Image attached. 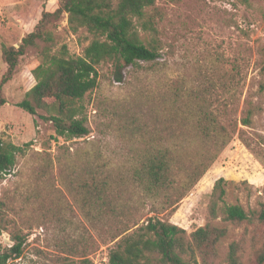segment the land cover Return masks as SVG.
<instances>
[{"label":"rangeland","instance_id":"374dc122","mask_svg":"<svg viewBox=\"0 0 264 264\" xmlns=\"http://www.w3.org/2000/svg\"><path fill=\"white\" fill-rule=\"evenodd\" d=\"M36 1L0 0V81L8 68L2 46L18 47L32 25L19 14ZM148 13L157 27L159 57L125 67L121 80L110 60L97 65V84L84 97L86 136L54 138L52 121L41 117L44 110L30 114L17 105L36 83L32 71L41 61V39L26 48L3 84L0 139L22 148L13 168L0 178V251L12 245V232L24 238L21 256L7 264H80L83 259L108 264L109 235L125 223L134 228L150 217L178 225L189 237L209 221V198L220 177L227 181V202L246 210L264 202V0H155ZM46 29L54 38L53 50L65 44L72 55H81L93 38L85 28L71 30L66 13ZM177 86L210 88L211 108L231 128L237 124V130L178 201L179 191L167 198L151 197L124 181L121 197L131 203L130 214L108 229L110 221L98 206L101 199L89 195L83 184L92 171L103 178L108 166L124 172L125 154L141 146L131 127L141 124L149 130L168 118L169 101L161 94ZM246 99L261 106L250 126L239 122ZM177 132L193 139L180 157L201 151L192 128ZM222 225L227 234L197 264H229L232 242L237 243L238 264H258L264 225Z\"/></svg>","mask_w":264,"mask_h":264},{"label":"trees","instance_id":"16d2710c","mask_svg":"<svg viewBox=\"0 0 264 264\" xmlns=\"http://www.w3.org/2000/svg\"><path fill=\"white\" fill-rule=\"evenodd\" d=\"M154 3L155 0H117L115 4L112 0H38L32 3L24 14H19L32 24L31 29L18 47L2 46L8 68L0 81V106L6 102L3 84L13 74L26 48L41 39L44 42L41 61L32 71L36 83L17 105L30 114H36L37 109L44 110L46 115L41 117L52 121L54 138L68 141L86 136L90 130L86 124L84 97L97 84V65L110 60L115 67L116 79L121 80L125 67L137 65L139 61L154 62L159 57L160 48L155 37L157 27L153 15L148 13ZM62 13L67 14L71 30L85 28L93 34L81 55L70 54L65 44L52 48L54 38L46 27ZM148 32L149 37H143ZM260 88L264 89V84ZM209 93L208 87L186 89L177 86L165 90L161 97L165 103L169 101L168 118L155 122L149 130L141 124L127 126L139 133L137 141L141 146L125 154L124 172H114L108 166L101 179L90 172V181L84 182L83 186L89 195L101 199L98 206L110 221L108 229L130 214L131 203L121 197L124 181L151 197L167 198L179 191L178 201L229 142L237 124L231 128L215 114ZM260 109L259 104L246 99L244 116L239 122L250 126ZM188 128L193 129V137L202 143V149L196 153L188 152L184 159L180 157V151L193 139L177 131ZM20 151V146L0 139V178L13 168ZM226 183L223 177L215 181L208 203L209 221L196 228L189 237L183 228L159 217H150L134 228L125 223L113 231L109 235L113 244L109 249L108 264H197V259L214 250L227 234L223 222L248 221L264 225V202L249 210L239 203H229L225 199ZM12 239V245L0 251V264H7L9 259H16L23 252V236L12 232ZM227 261L238 264L235 242L230 243ZM88 263L87 259L80 262ZM257 263L264 264V246L257 255Z\"/></svg>","mask_w":264,"mask_h":264}]
</instances>
